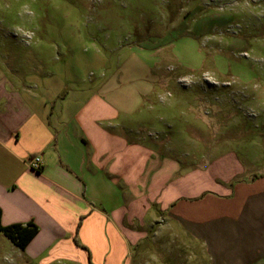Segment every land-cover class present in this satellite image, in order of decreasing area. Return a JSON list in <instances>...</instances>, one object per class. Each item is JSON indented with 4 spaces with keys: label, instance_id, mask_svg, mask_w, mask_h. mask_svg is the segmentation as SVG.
<instances>
[{
    "label": "crops",
    "instance_id": "1",
    "mask_svg": "<svg viewBox=\"0 0 264 264\" xmlns=\"http://www.w3.org/2000/svg\"><path fill=\"white\" fill-rule=\"evenodd\" d=\"M8 60L0 54L1 222L38 227L25 250L7 248L13 264H166L175 234L205 264H264V170L251 159L248 170L233 155L184 166L128 136L144 87L124 97L114 73L71 88ZM36 155L39 171L27 164Z\"/></svg>",
    "mask_w": 264,
    "mask_h": 264
},
{
    "label": "rangeland",
    "instance_id": "2",
    "mask_svg": "<svg viewBox=\"0 0 264 264\" xmlns=\"http://www.w3.org/2000/svg\"><path fill=\"white\" fill-rule=\"evenodd\" d=\"M0 54L71 88L118 73L124 97L145 88L130 138L184 166L264 170V0H0ZM174 237L160 260L205 264Z\"/></svg>",
    "mask_w": 264,
    "mask_h": 264
},
{
    "label": "trees",
    "instance_id": "3",
    "mask_svg": "<svg viewBox=\"0 0 264 264\" xmlns=\"http://www.w3.org/2000/svg\"><path fill=\"white\" fill-rule=\"evenodd\" d=\"M0 233L20 250H25L30 241L37 235L38 227L34 224L4 226L1 222L0 211ZM77 244L80 246L79 243Z\"/></svg>",
    "mask_w": 264,
    "mask_h": 264
},
{
    "label": "built area",
    "instance_id": "4",
    "mask_svg": "<svg viewBox=\"0 0 264 264\" xmlns=\"http://www.w3.org/2000/svg\"><path fill=\"white\" fill-rule=\"evenodd\" d=\"M27 164L32 170L39 171L41 168V164H42L40 156L36 155V156L30 157Z\"/></svg>",
    "mask_w": 264,
    "mask_h": 264
}]
</instances>
